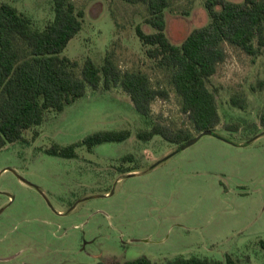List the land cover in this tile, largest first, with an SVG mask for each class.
I'll return each mask as SVG.
<instances>
[{
  "label": "rangeland",
  "instance_id": "obj_1",
  "mask_svg": "<svg viewBox=\"0 0 264 264\" xmlns=\"http://www.w3.org/2000/svg\"><path fill=\"white\" fill-rule=\"evenodd\" d=\"M3 1L36 28L53 18L52 0ZM73 1L84 20L62 54L77 62L76 71L85 59L101 64L108 55L121 71L145 72L154 88L166 91L151 101L149 120L196 136L169 72L146 56L135 34L137 24L152 31L146 4ZM165 21L167 37L179 44L208 22L204 0H169ZM223 48L225 57L208 81L217 88L215 132L221 138L203 135L166 157L180 144L158 135L140 140L137 132L148 125L115 87L87 89L61 112H50L37 136L26 130L23 141L1 148L0 264H96L140 256L153 263L176 256L225 261L226 255L237 264H264V54L250 56L228 43ZM232 95L245 100L243 109L229 104ZM233 124L236 131L226 129ZM121 128L129 129L127 139L91 150L79 146L73 158L46 153L52 144Z\"/></svg>",
  "mask_w": 264,
  "mask_h": 264
},
{
  "label": "trees",
  "instance_id": "obj_2",
  "mask_svg": "<svg viewBox=\"0 0 264 264\" xmlns=\"http://www.w3.org/2000/svg\"><path fill=\"white\" fill-rule=\"evenodd\" d=\"M146 4L145 22L152 31L139 24L135 34L146 56L161 69L169 72V81L180 98V109L197 131L213 130L220 122L215 92L208 81L216 66L225 57L223 43L239 48L250 56L264 54V0H204L208 22L193 28L179 44L165 33V9L169 0H125ZM53 18L43 28L10 3L0 0V149L7 144L23 141V133L37 128L50 112H61L66 106L86 95L87 89L107 91L119 87L130 98L135 110L144 118L148 128L139 130L140 140L158 135L167 142L181 144L193 137L188 129L172 130L149 120L150 103L166 91L151 85L141 70L121 71L106 55L101 64L85 59L79 72L77 62L62 52L68 41L81 29L85 12L73 0H52ZM17 41L22 47H18ZM231 106L243 109L245 100L232 95ZM264 128V104L259 114ZM236 131L238 124L226 125ZM130 135L121 128L94 132L83 140L68 145L52 144L46 153L73 158L76 148L91 150L104 142H120ZM131 170H125L129 172ZM75 264V263H66ZM96 264H237L230 255L225 261L198 256H176L153 263L146 256L119 262L98 261Z\"/></svg>",
  "mask_w": 264,
  "mask_h": 264
},
{
  "label": "water",
  "instance_id": "obj_3",
  "mask_svg": "<svg viewBox=\"0 0 264 264\" xmlns=\"http://www.w3.org/2000/svg\"><path fill=\"white\" fill-rule=\"evenodd\" d=\"M216 135L217 137H220L221 138V136H219L218 134H216V132L215 131H213V130H203V131H200L196 136H194V137H192L191 139H189V140H187L186 142H184V143H181L173 152H171L170 154H168L166 157H168V156H170V155H172L174 152H176V151H178V150H180V149H184V148H186V147H188L189 145H191V144H193L194 142H196L200 137H202L203 135ZM256 137V136H255ZM222 139H224L223 137H222ZM253 139V138H252ZM252 139H249L248 141H246V142H249V141H251ZM166 157H164V158H166ZM160 162V160H158V161H156L155 163H153V165H156V164H158Z\"/></svg>",
  "mask_w": 264,
  "mask_h": 264
},
{
  "label": "crops",
  "instance_id": "obj_4",
  "mask_svg": "<svg viewBox=\"0 0 264 264\" xmlns=\"http://www.w3.org/2000/svg\"><path fill=\"white\" fill-rule=\"evenodd\" d=\"M238 145L242 146L241 144H238Z\"/></svg>",
  "mask_w": 264,
  "mask_h": 264
}]
</instances>
